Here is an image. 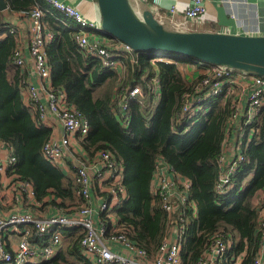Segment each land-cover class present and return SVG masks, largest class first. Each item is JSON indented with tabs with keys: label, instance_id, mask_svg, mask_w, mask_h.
Here are the masks:
<instances>
[{
	"label": "trees",
	"instance_id": "obj_1",
	"mask_svg": "<svg viewBox=\"0 0 264 264\" xmlns=\"http://www.w3.org/2000/svg\"><path fill=\"white\" fill-rule=\"evenodd\" d=\"M7 3L11 13L36 5L45 12L48 30L55 35L46 48L52 85L64 90L69 103L89 121V135L82 141L84 150L89 158L109 150L124 167L123 185L129 198L115 214L130 239L153 257L167 235L168 214L151 192L157 161L163 159L191 182L190 204L184 210L182 264H199L209 237L221 229L237 235L230 261L225 264H233L242 254L241 264H254L261 241L254 198L264 191V108L250 126L257 133L245 148V162L233 178L234 188L219 197L214 189L219 177L218 158L232 114L230 103L217 102L195 125L177 127L176 132L172 129L184 94L201 80L202 66L197 60L167 54L171 63H153L155 53L133 51L134 61L131 57L121 59L124 74L120 75L118 70L105 68L99 59L82 53L74 40L77 29L45 0ZM4 33L8 36L0 40V142L7 143L16 156L11 174L33 184L37 200L43 203L41 213L45 214L48 207H83L85 200L79 194L74 164H68L71 179L61 167L43 158L42 149L52 130L41 125L39 115L31 113L23 102L21 70L12 62L17 40L0 12V35ZM182 65L193 68L195 75L187 73L186 78ZM156 74L160 97L149 89ZM134 87H139L141 94L130 103L131 121L124 128L114 109L119 107L121 93ZM46 197L53 200L45 203ZM82 236L80 229L64 230L60 251L39 264H91L81 253Z\"/></svg>",
	"mask_w": 264,
	"mask_h": 264
},
{
	"label": "built area",
	"instance_id": "obj_2",
	"mask_svg": "<svg viewBox=\"0 0 264 264\" xmlns=\"http://www.w3.org/2000/svg\"><path fill=\"white\" fill-rule=\"evenodd\" d=\"M131 1L141 14L139 6L148 0ZM183 1L187 4L183 13L175 6L162 12L161 0H153L149 9L160 23L164 25L167 22L170 29L194 32L193 25L207 11V0ZM45 2L74 25L77 29L74 40L85 55L99 59L107 69L118 71L122 67V58L131 57L134 61L133 50L128 45L109 36L101 25L87 19L79 9L59 0ZM19 15L29 24V57L21 46L18 30L12 27L10 33L17 40L12 62L21 70L23 102L31 113L39 115L41 125L45 126L49 118L56 119L60 124L62 136L51 135L43 146L42 155L47 162L63 170L69 171V162L74 164L79 194L84 198L85 205L66 210L54 207L52 211L48 207L45 214L41 213L43 203L37 200L33 184L17 174H11L17 162L16 156L7 143L0 142V201L3 198V201L8 199L11 202L9 194L17 207L7 210L5 206H0V264L49 261L62 247L63 231L73 229L82 231L81 253L91 264H182V241L186 233L184 210L190 204L191 182L176 173L163 159H158L151 192L168 214L170 226L158 252L150 257L146 250L130 239L115 214L129 198L123 185L122 163L109 150L98 151L93 158H89L82 146V141L89 135V121L69 103L64 90L52 85V68L48 64L46 48L55 35L48 30L45 12L36 5L28 11L19 12ZM107 37L108 44L105 41ZM156 55L153 63H171L166 54ZM28 58L31 67L28 66ZM197 62L202 66L201 80L192 91L184 94L181 109L173 117L172 129L176 132L177 127L195 125L217 102L230 103L232 114L218 158L219 177L214 189L216 195L222 197L234 188L233 178L245 162V148L257 133L250 126L264 108V78ZM149 89L155 97H160L157 74ZM140 94L141 89L134 87L122 92L119 97V107L114 109V114L124 128L129 127L131 121L130 103ZM2 152L6 155L3 156ZM50 200L53 199L48 197V202ZM254 205L258 209L261 236L254 264H264V191L256 195ZM7 237L15 243L12 244ZM234 239H237L236 234L230 230L216 231L209 237L208 247L199 264L228 263ZM231 260L234 261L232 257ZM239 261L236 258L233 264H240Z\"/></svg>",
	"mask_w": 264,
	"mask_h": 264
},
{
	"label": "water",
	"instance_id": "obj_3",
	"mask_svg": "<svg viewBox=\"0 0 264 264\" xmlns=\"http://www.w3.org/2000/svg\"><path fill=\"white\" fill-rule=\"evenodd\" d=\"M102 29L136 52L177 55L264 78V36L186 32L166 28L131 0H97ZM8 5L0 0V10Z\"/></svg>",
	"mask_w": 264,
	"mask_h": 264
},
{
	"label": "crops",
	"instance_id": "obj_4",
	"mask_svg": "<svg viewBox=\"0 0 264 264\" xmlns=\"http://www.w3.org/2000/svg\"><path fill=\"white\" fill-rule=\"evenodd\" d=\"M5 1L7 3V0ZM59 1L65 2L68 5L79 9L87 17V19L101 25V14L98 8L97 0ZM152 2L153 0H148L147 3H142L141 6H139V9L142 10V13L143 11L150 8ZM186 5L187 4L183 0H161V11L165 12L167 9L175 6L180 13H183ZM206 9V13L197 23L193 25L192 29L194 32H216L239 36H264V0H207ZM0 12L2 21L4 23H9L10 28L13 27L18 30L21 46L24 49L26 57H29V51L27 47L29 38V24L20 17L19 13H11L9 10V5L7 10H0ZM68 23V25H73L71 22ZM7 36L8 33L1 34L0 40L5 39ZM27 61L28 66L31 67L30 58H28ZM118 72L120 75L124 74L123 66ZM185 75L186 78L189 77L187 76V73H185ZM33 80L36 82L35 78ZM45 126L52 130V135L59 137L62 136V128L56 119L49 118ZM2 155L5 156L6 153L2 152ZM64 171L66 176L68 175L70 178L73 176V174L70 173V171H67V169ZM261 195L262 194L260 193L259 196ZM7 196L11 198V202L8 199L3 201L2 198L0 201V206H5V209L7 210L17 208L14 201L12 200V196L9 194H7ZM47 202L48 198L46 197L45 203ZM53 208L54 207H51L50 211H52ZM31 210L33 212L36 211L34 208H31ZM7 240H10L12 244L15 243V241L9 237H7ZM242 255L237 257L240 259V264L242 262Z\"/></svg>",
	"mask_w": 264,
	"mask_h": 264
},
{
	"label": "rangeland",
	"instance_id": "obj_5",
	"mask_svg": "<svg viewBox=\"0 0 264 264\" xmlns=\"http://www.w3.org/2000/svg\"><path fill=\"white\" fill-rule=\"evenodd\" d=\"M164 25L166 26V27H168L169 28V25H168V23L167 22H164ZM101 37H106L105 35H102ZM105 41H106V43L108 42V37H107V39H105ZM108 44V43H107ZM182 66H184V65H182ZM182 69H183V71H184V73H188V74H193V75H195V70L193 69V68H191V67H182ZM191 76V75H190ZM186 82H188L187 80H186ZM188 84V83H187Z\"/></svg>",
	"mask_w": 264,
	"mask_h": 264
}]
</instances>
